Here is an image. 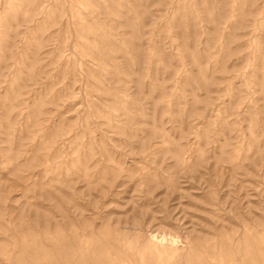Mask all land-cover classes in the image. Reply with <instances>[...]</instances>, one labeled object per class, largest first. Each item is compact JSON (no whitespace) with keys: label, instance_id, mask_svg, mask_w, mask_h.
Wrapping results in <instances>:
<instances>
[{"label":"rangeland","instance_id":"rangeland-1","mask_svg":"<svg viewBox=\"0 0 264 264\" xmlns=\"http://www.w3.org/2000/svg\"><path fill=\"white\" fill-rule=\"evenodd\" d=\"M0 264H264V0H0Z\"/></svg>","mask_w":264,"mask_h":264}]
</instances>
